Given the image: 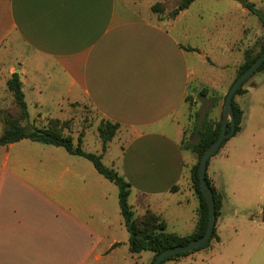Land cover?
I'll return each instance as SVG.
<instances>
[{
	"label": "crops",
	"instance_id": "1",
	"mask_svg": "<svg viewBox=\"0 0 264 264\" xmlns=\"http://www.w3.org/2000/svg\"><path fill=\"white\" fill-rule=\"evenodd\" d=\"M218 1L195 0L173 19L154 13L155 4L153 16H145L144 0H0V77L7 85L17 73L28 112L29 97L37 108L26 126L43 128L57 119L46 109L49 102L71 113L93 111L97 130L102 120L119 124L115 138L126 136L119 174L131 185L135 215L152 211L168 232L183 237L196 230L198 210L173 220L172 230L160 213L166 196L180 194L191 181L195 164L186 161V129L178 131L175 116L188 105L193 81L197 95L216 90L199 81L189 57L204 54L213 68L236 73L262 31V24H249L255 15L241 2ZM247 1L264 13V0ZM259 75L241 98L264 86V71ZM234 82L231 74L219 93L226 95ZM13 100L9 87L0 86V108ZM238 104L245 112L243 129L248 111ZM90 127L83 131V150ZM115 138L102 148L103 157ZM0 148L5 168L13 158L11 179L0 182V264H151L154 254L142 261L143 252L130 251V234L119 221V194L110 198L105 177L89 160L28 139ZM207 176L223 196L219 236L225 198L209 166Z\"/></svg>",
	"mask_w": 264,
	"mask_h": 264
},
{
	"label": "rangeland",
	"instance_id": "2",
	"mask_svg": "<svg viewBox=\"0 0 264 264\" xmlns=\"http://www.w3.org/2000/svg\"><path fill=\"white\" fill-rule=\"evenodd\" d=\"M180 2L181 0H144L140 7L145 16L152 17L153 13L150 6L159 3L163 5L164 9L157 15L170 18V14L178 7ZM198 2L209 5L219 3L218 0H198ZM209 16L206 12V20L211 18ZM250 23L253 24L255 29H258L257 25L261 27L260 20L255 16L249 20ZM261 30L260 36L255 42L250 43L246 50L253 49L255 53L259 52L263 28ZM189 61L199 81L216 89L212 91L208 89L205 96H201V93L197 95L199 92L198 83L193 81V88L189 90L187 96L188 105H184L175 116V119L180 123L178 131L186 129L184 142L193 144L198 141V136L194 133L195 127H199L204 121L217 124L223 119V107L227 94L221 95L219 91L222 86H227V79L231 74L232 79H237L239 69L245 62V56L237 66L236 73L235 69L232 68L229 70L215 66L213 68V65L209 63L204 54L200 58L190 56ZM12 76L8 77L7 85L5 78L1 76L0 86H8V81ZM259 76V73H257L251 77L244 88H247L253 81L258 80ZM241 96L236 97V102H241L244 109L248 111L246 112L244 127L241 132L225 144L217 156L211 159L209 165V173H215L216 181L221 186L225 198V216L219 223L221 242L213 241L209 248L201 249L183 257L180 262L170 260L164 264H264V86H261L255 92H249L246 97L241 98ZM28 103L32 120L38 111L30 97ZM216 104H219V107L215 110ZM13 105L6 104L0 110L11 112L15 109ZM46 109L51 111V117L53 118L61 120L73 118L68 121L72 123L69 131L74 130L75 145H78L79 136L84 129L90 127L88 126L90 123L92 126L86 132L83 143L84 149L89 153L102 154V142L96 126L99 118L93 111L77 109L74 113H71L67 108H60L52 102H49V105L47 104ZM196 112L198 117H196ZM12 117H15V114H12ZM27 122H30V119L24 121L23 126L31 128L26 126ZM2 133L3 126L0 123V136ZM174 137L179 139L180 135L177 134V131L174 132ZM125 139V135H118L103 157V164L118 174L120 173L119 167L122 157L121 147L125 143ZM0 150H3L0 151V182H7L11 179L9 169H11L13 158L9 159V167L5 168L7 163L4 154L5 149L0 148ZM185 156L188 165H190L189 167L194 163L196 165L198 162V155L192 150L186 149ZM119 175L121 176V174ZM104 182L105 191L110 194V198L117 199L120 192L119 187L106 178ZM166 197L165 208L163 211H159L169 220L170 230L174 229L172 223L177 217L191 218L195 213L193 211L199 210V200L194 191L192 180L184 183L180 194ZM179 202L184 204L182 208L178 207ZM138 211L143 213L140 208H138ZM119 221L124 225V218L120 214V210ZM149 256H153V253L143 252L142 261ZM136 264L141 263L137 261Z\"/></svg>",
	"mask_w": 264,
	"mask_h": 264
},
{
	"label": "trees",
	"instance_id": "3",
	"mask_svg": "<svg viewBox=\"0 0 264 264\" xmlns=\"http://www.w3.org/2000/svg\"><path fill=\"white\" fill-rule=\"evenodd\" d=\"M194 1L195 0H181L178 7L170 14V18H176L180 14V12L188 9ZM238 1L241 2L253 15L257 16L260 19L263 28V36L260 39L261 42L259 52L255 53L253 49H248L245 51V62L240 67L237 78L242 75L264 52V13L258 10L255 4L248 2L247 0ZM162 9H164L163 5L159 3L155 4L152 7V11L156 14L161 13ZM262 71H264V63L255 72V74L260 73ZM248 81L249 80H247L242 85V87L237 91L233 99V111L236 122V132L224 141L215 156L220 152V150L231 138L235 137L239 132L242 131L245 112L242 110L238 102H236V97L248 92L247 88H244V85ZM8 87L14 97L13 106L15 107V109L11 112H9V110H0V123L3 126V133L0 136V146H7L13 143H17L24 139H28L33 142H38L45 145L63 147L69 154L84 157L85 159L89 160L101 175H103L107 180L115 183L120 189L119 204L121 209V215L124 218L126 228L130 234V251L133 254H140L142 252L149 251L154 254L153 260L151 262V264H153L156 257L164 250L176 246L187 245L192 241L201 238L205 234L209 221V207L203 193L200 190L198 168L201 158L206 152V150L210 147L211 144H213L218 139L221 131L222 120H220L217 124L212 123L210 121H204L199 127H195L194 130V133L198 136V141L193 144L184 143L185 149L192 150L198 155V162L191 169V180L193 183L194 191L199 200V222L196 230L191 235L183 237L168 232L167 223L160 216H158L152 211H147L143 216L140 217L135 215V212L133 211V208L129 203V197L131 195V185L117 172L108 169L103 164L102 154L88 153L83 150V132L79 137V144L75 145L73 137L71 135H66L65 133L66 130L70 129V121L52 119L48 122V125L43 128H28L23 126V122L29 119V112L27 103L25 101L23 83L20 81L19 75L17 73L13 74L12 78L8 81ZM200 93L201 96H205L208 93V89L205 88ZM12 114H15V117H12ZM196 117H198L197 112ZM119 129V124H115L106 120H102L100 122L98 131L103 145V152L107 150L109 143L115 138ZM230 130L231 124H229L228 132H230ZM207 181L214 195L216 204V216L218 219V217L221 215V209L223 206V196L212 185L211 181L208 179V176ZM214 240H220L217 234L216 227L210 242L205 247L189 253L173 255L164 260L162 264L170 260L180 261L183 257H186L196 251L209 247Z\"/></svg>",
	"mask_w": 264,
	"mask_h": 264
},
{
	"label": "water",
	"instance_id": "4",
	"mask_svg": "<svg viewBox=\"0 0 264 264\" xmlns=\"http://www.w3.org/2000/svg\"><path fill=\"white\" fill-rule=\"evenodd\" d=\"M263 63H264V52L242 75H240L235 80V82L229 89L223 107V119H222L220 135L218 139L213 144L210 145V147L206 150V152L201 158L198 168L200 190L203 193L209 207V221L205 234L201 238L194 240L187 245L176 246L164 250L156 257L153 264H162L164 260H166L167 258L173 255L195 251L197 249L205 247L210 242L216 227L217 216H216V204H215L214 195L207 181L208 163L210 159L213 156H215V154L219 151L224 141L233 134H235L236 122L233 111V99L237 91L242 87V85L247 80H249L255 74V72L262 66ZM229 124H231L230 132H228Z\"/></svg>",
	"mask_w": 264,
	"mask_h": 264
}]
</instances>
